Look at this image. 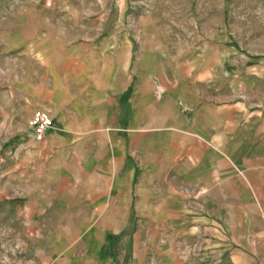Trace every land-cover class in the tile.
I'll return each instance as SVG.
<instances>
[{
  "label": "crops",
  "instance_id": "0c3cea01",
  "mask_svg": "<svg viewBox=\"0 0 264 264\" xmlns=\"http://www.w3.org/2000/svg\"><path fill=\"white\" fill-rule=\"evenodd\" d=\"M51 22L12 50L26 133L7 175L22 205L4 217V264H264L250 221L264 110L256 121L249 105H219L154 36L139 46ZM38 109L53 127L35 141L24 122Z\"/></svg>",
  "mask_w": 264,
  "mask_h": 264
},
{
  "label": "rangeland",
  "instance_id": "374dc122",
  "mask_svg": "<svg viewBox=\"0 0 264 264\" xmlns=\"http://www.w3.org/2000/svg\"><path fill=\"white\" fill-rule=\"evenodd\" d=\"M42 19L74 35L137 34L139 46L145 35L154 36L181 65L194 67L203 81L200 90L209 85L219 105L231 100L249 105L256 121L262 115L256 112L264 110V0H0V264L8 236L4 217L22 205L9 198L16 189L7 179L26 133L12 91L23 69L12 50ZM242 118L233 114L235 121ZM251 176L264 178V170H251ZM260 188L258 205L251 195V212L258 216L250 221L251 228L264 230Z\"/></svg>",
  "mask_w": 264,
  "mask_h": 264
},
{
  "label": "built area",
  "instance_id": "2783aa9c",
  "mask_svg": "<svg viewBox=\"0 0 264 264\" xmlns=\"http://www.w3.org/2000/svg\"><path fill=\"white\" fill-rule=\"evenodd\" d=\"M52 127L53 121L50 115L43 110H35L28 120L29 136L35 141L41 140Z\"/></svg>",
  "mask_w": 264,
  "mask_h": 264
}]
</instances>
